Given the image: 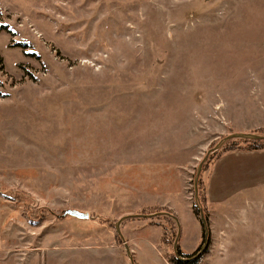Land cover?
<instances>
[{"label":"rangeland","instance_id":"rangeland-1","mask_svg":"<svg viewBox=\"0 0 264 264\" xmlns=\"http://www.w3.org/2000/svg\"><path fill=\"white\" fill-rule=\"evenodd\" d=\"M259 128L264 0H0V195L20 212L26 251L44 240L76 246L82 263L131 264L125 243L133 264H161L146 244L175 264L178 233L194 254L204 227L193 213L195 240L181 189L193 211L226 143L195 199L206 151ZM135 214L153 216L123 220L121 239L115 223ZM240 217L220 228L208 214L207 248L184 264H264V204Z\"/></svg>","mask_w":264,"mask_h":264},{"label":"crops","instance_id":"crops-1","mask_svg":"<svg viewBox=\"0 0 264 264\" xmlns=\"http://www.w3.org/2000/svg\"><path fill=\"white\" fill-rule=\"evenodd\" d=\"M170 167L173 169V166L167 164V169L164 172L169 171ZM203 180L209 221L214 222L216 216L220 222L218 225L220 228L230 226L231 221L242 219L240 216L244 207L246 208L251 203L260 202L264 204V151L237 148L222 152L220 157L214 160L209 168L205 170ZM170 187L172 188V186ZM170 187L169 191L171 190ZM181 191L187 210L190 212L188 221L194 227L196 240L199 224L193 215V202L187 197L185 198L183 189ZM168 204V207L176 214L177 222L180 224V246L183 251L190 252L193 248L183 241L186 232L183 233V224L181 225L178 217L179 212L177 208L173 207L170 200ZM19 216L20 212L14 203L0 195V264H87V261H85L86 263L81 262L82 259L76 251L78 248L74 245L45 243L43 240L37 244L33 243L32 247L26 251L24 243L30 241L26 240L27 236L22 238L20 234V225H23L19 220ZM211 227L214 228L215 226L211 225ZM155 228L157 229V227ZM119 236L122 239V235ZM156 236L161 241L162 233L159 235L154 234V237ZM21 241L24 246L20 243ZM156 241V238H153L152 241L148 239V242L152 245ZM124 245L126 250L128 247L125 243ZM145 246L156 254V262L159 257L162 264L159 250H155L146 244ZM96 253L95 250L89 258L93 257L97 260Z\"/></svg>","mask_w":264,"mask_h":264},{"label":"water","instance_id":"water-1","mask_svg":"<svg viewBox=\"0 0 264 264\" xmlns=\"http://www.w3.org/2000/svg\"><path fill=\"white\" fill-rule=\"evenodd\" d=\"M236 138H241V139H246V140H261V139H264V136H261V135H258V134H252V133H245V132H233V133H230L226 136H224L222 139H220L213 147L209 148L207 151H206V154L205 156L202 158L201 162L198 164V167H197V170H196V174H195V178H194V198L197 199V182H198V178H199V175H200V172H201V168H202V165L203 163L207 160V156L209 153L213 152V151H216L218 150L219 148H221V146L226 143L227 141L231 140V139H235ZM72 216V217H75V218H78V219H87L89 218V214L88 213H83L79 210H75V209H65L62 211V216ZM131 216H137V217H150V216H153V215H144V214H135V215H126V216H123L121 217L116 223H115V230L116 232L120 234V229H119V226L121 224V222ZM200 218L202 220V223H203V227H204V241H203V244L202 246L199 248L198 252L196 254H194L193 256L189 257V258H182L180 256H177L178 259L180 260H186V261H191V260H195L197 259L198 257L201 256V254L204 252V250L207 248V237H208V227L206 225V221H205V218H204V215L203 213L200 211ZM178 241V233H177V236L173 242V248L175 249V245ZM127 248V247H126ZM127 254L130 258V261H131V264H133V260L129 254V249L127 248Z\"/></svg>","mask_w":264,"mask_h":264},{"label":"trees","instance_id":"trees-1","mask_svg":"<svg viewBox=\"0 0 264 264\" xmlns=\"http://www.w3.org/2000/svg\"><path fill=\"white\" fill-rule=\"evenodd\" d=\"M255 132H257V134L263 135L264 134V128H259L256 131H254V133ZM238 141L249 143L247 146L242 147L243 149H260V148L264 147V139L246 140V139H241V138H235L230 142L228 141V143L226 142L225 146L223 147V151L231 150L234 148H241L239 146L237 147ZM214 152L215 151H213L211 153H214ZM211 153H209V154H211ZM198 206H200L202 208L205 220L207 221V224H208V212H207V207H206V203H205V188H204L201 181L198 182V199H197L196 203L194 202V205H193V213L195 214V216L197 218H199V215H200ZM163 212L168 214V216H170V217H174V215H173L174 213H172V212H169V211H163ZM166 219L169 221L168 223L170 225V230H171L172 234H174V236H176L175 235L176 225L173 223L172 220H170V218H166ZM100 221L107 222L106 220H101V219H100ZM164 237H165V234L163 235V238H162L163 240H164ZM174 252H175V254H174V257L172 258V261L175 264H184V263H191L193 261H196V259L191 261V262H184L183 260L178 259L177 256L189 258V257L193 256L194 254H196L198 252V250L196 252H194V254H191V255L183 254L182 251L180 250L178 244H177Z\"/></svg>","mask_w":264,"mask_h":264}]
</instances>
